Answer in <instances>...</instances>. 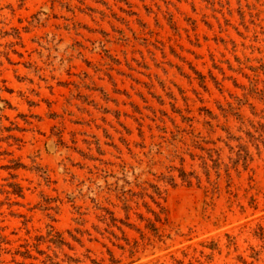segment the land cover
<instances>
[{"label":"rangeland","instance_id":"1","mask_svg":"<svg viewBox=\"0 0 264 264\" xmlns=\"http://www.w3.org/2000/svg\"><path fill=\"white\" fill-rule=\"evenodd\" d=\"M0 264H264V0H0Z\"/></svg>","mask_w":264,"mask_h":264},{"label":"crops","instance_id":"2","mask_svg":"<svg viewBox=\"0 0 264 264\" xmlns=\"http://www.w3.org/2000/svg\"><path fill=\"white\" fill-rule=\"evenodd\" d=\"M88 33L92 34V31L91 32L89 31ZM91 38H92V36H91ZM80 66H82V65L81 64H77L76 66L73 65L71 68L74 69V70H78V69H80ZM85 66L88 69L90 66H92V62L89 61L88 65H85ZM82 73H83V75H81V77H82L83 80H85L87 82V84L82 86V88H80L79 91H76V92H79V94H85V95L86 94H90V96H92V75H90L89 71H88V73H86V71L82 72ZM63 79H66V78H63ZM78 83H80V81L73 82V81H71V79H67L66 83L62 84V85L67 86V87H64V90L62 91V94L60 96L63 99L64 106H65L64 107L62 105V107H61V111L63 112L64 115H68V116H73L74 115V112L70 108H68V107L71 106V102H72V99L74 98V96H73V94H72L71 97L67 98V96H70V94H71V92L73 90L72 88L74 86L75 87L79 86ZM54 104H55L54 101L49 103V106H52L51 109L53 108ZM82 105L88 106V104L87 103H81V105H79V109H81L83 112H87V108L85 109L84 107H82ZM40 106H41V104H40ZM53 110H58V109L56 107H54ZM53 115L61 116L60 114H56V113H53ZM65 119H67V118H65ZM71 121L77 123L76 125H78V126H82V125H85V124L88 125L87 122H82L80 120L79 121L71 120ZM68 123L71 125V127L74 130L76 129V127L73 124H71L69 121H68ZM80 130H84V129H80Z\"/></svg>","mask_w":264,"mask_h":264},{"label":"trees","instance_id":"3","mask_svg":"<svg viewBox=\"0 0 264 264\" xmlns=\"http://www.w3.org/2000/svg\"><path fill=\"white\" fill-rule=\"evenodd\" d=\"M110 213L113 214L112 212H110ZM113 219H114V220H117L115 217H113ZM122 222H123V224L128 225V226H130V227L134 226L132 223H127V222H125V221H122ZM152 226H153V225H152ZM119 228L122 229L121 226H119ZM126 239H127V237H126ZM59 242L62 243V244L66 243V241H64L63 239H61ZM111 254H112V253H111ZM70 260H74V258H73V259H70ZM112 260H114V259H112Z\"/></svg>","mask_w":264,"mask_h":264}]
</instances>
